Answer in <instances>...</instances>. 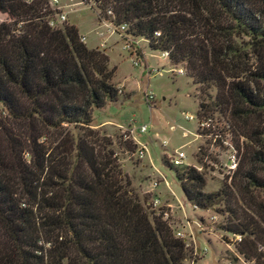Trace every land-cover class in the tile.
Segmentation results:
<instances>
[{
    "label": "trees",
    "instance_id": "trees-1",
    "mask_svg": "<svg viewBox=\"0 0 264 264\" xmlns=\"http://www.w3.org/2000/svg\"><path fill=\"white\" fill-rule=\"evenodd\" d=\"M90 1L101 19L214 87L195 117L207 118L211 107L226 112L251 146L217 191H201L202 173L190 166L173 169L174 177L191 206L221 202L227 215L218 228L239 235L241 258L264 264V196L256 195L264 192L256 88L264 82V0ZM46 4L0 0V264H183L184 242L148 215L111 151L84 136L70 148L65 138L46 139L62 124L86 128L90 108L116 95L106 56L80 42L73 25L48 27L55 11ZM239 35L251 40L249 55L234 50Z\"/></svg>",
    "mask_w": 264,
    "mask_h": 264
},
{
    "label": "rangeland",
    "instance_id": "rangeland-1",
    "mask_svg": "<svg viewBox=\"0 0 264 264\" xmlns=\"http://www.w3.org/2000/svg\"><path fill=\"white\" fill-rule=\"evenodd\" d=\"M46 6L64 14V20L56 27L73 25L77 35L83 37L80 42L106 56V66L111 70L109 83L116 89L113 101L104 100L100 107L90 108L86 128L62 124L59 132H51L46 139L65 138L70 148L76 137L84 136L95 148L111 151L118 169L128 179L130 192L148 215L164 221L172 235L176 231L181 233L180 239L187 248L183 264H252L235 252L231 235L218 228L227 215L222 203L207 209L191 206L174 177L173 169L197 167L204 178L201 191H217L222 183H229L232 172L225 169L229 146L235 150V164L243 146H251L226 112L211 107L207 118L195 117L197 102L208 103L214 87L195 83L181 64H173L158 50L149 49L141 38L132 44L134 48L122 50L121 37L110 33L113 26L101 19L90 0H57L56 5ZM53 13L47 18L56 19ZM5 19L0 14V21ZM232 43L236 52L248 55L253 48L251 40L244 35L233 36ZM134 51L136 65L131 60ZM178 69L180 73L176 72ZM256 88L264 99V82L258 81ZM257 118L264 125V107ZM142 124L145 130L140 133L138 127ZM259 137L264 143V129ZM55 138L52 144L56 143ZM135 140L145 145L142 157L136 154ZM39 141L45 140L40 137ZM179 147L186 164L170 166L168 160ZM23 157L27 159L28 155ZM152 181L156 182L154 187ZM256 195L261 198L264 192ZM188 255L196 260L191 262ZM230 255L235 257L234 263L229 262Z\"/></svg>",
    "mask_w": 264,
    "mask_h": 264
},
{
    "label": "built area",
    "instance_id": "built-area-1",
    "mask_svg": "<svg viewBox=\"0 0 264 264\" xmlns=\"http://www.w3.org/2000/svg\"><path fill=\"white\" fill-rule=\"evenodd\" d=\"M46 1H47L48 6L56 5V3H57V0H46ZM53 15L56 17V19H53V18L52 19H49V18L46 19V25L48 27H50V28L56 27L57 23H60V22H62L64 20V14L61 13V12H54ZM110 29H111L110 33H116L118 36L121 37L122 43L120 44V47H121L122 50L127 51L131 47H133V45H132L133 43L136 44V39H138V38L131 37V36L125 34V32H124L125 27L123 25H118V26H115V27L113 26V29H112V27ZM154 34L157 35L156 32ZM79 40L82 41L83 37L80 36ZM159 52H160L161 56L166 58V52L165 51H159ZM134 57H135V51L132 52L131 60H132V64L136 65L137 64V58H134ZM153 72H157V70H154ZM176 72L180 73V69L176 70ZM149 95L147 94L146 96H149ZM128 130H129V132L132 133L131 129H128ZM144 130H145V125L142 124V125H140L138 127V132L142 133V132H144ZM135 143L138 146L137 149H136V154H137L138 157H142L143 154L146 152L145 145L142 144V143L137 142L136 140H135ZM229 147H230V153L227 156V164L225 165L226 172H228V171L231 172L234 169V167H235V150L231 146H229ZM180 148L181 147H179L177 150H174L173 154L170 156L168 162H169V164L171 166H179V165H182V164H186V163H183V159H184L185 155L180 150ZM193 168L195 170H197L196 169L197 167H193ZM160 176H161V178H163V176L161 174H160ZM164 183H165V186L168 187L167 183L166 182H164ZM155 185H156V182L152 181L151 182V187H154ZM170 192H171V194H173L172 191H170ZM173 236L177 237V238H180L181 237V233L179 231H176V232H174ZM231 240H232L233 243L237 242L239 240V235L231 234Z\"/></svg>",
    "mask_w": 264,
    "mask_h": 264
}]
</instances>
